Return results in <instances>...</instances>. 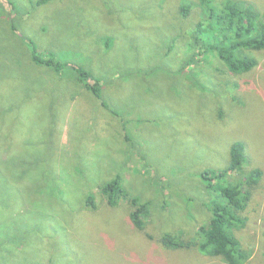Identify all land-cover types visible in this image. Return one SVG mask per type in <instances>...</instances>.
Returning <instances> with one entry per match:
<instances>
[{
    "label": "rangeland",
    "instance_id": "374dc122",
    "mask_svg": "<svg viewBox=\"0 0 264 264\" xmlns=\"http://www.w3.org/2000/svg\"><path fill=\"white\" fill-rule=\"evenodd\" d=\"M186 2L197 22L193 0H0V264H229L170 253L146 232L187 226L191 238L209 222L222 182L203 172L228 164L235 141L262 170L235 232L252 254L244 264H264V49L248 51L246 72L206 59V78L198 57L182 70ZM35 46L89 72L101 96L72 67L35 62ZM119 176L152 203L145 231L127 200L107 204Z\"/></svg>",
    "mask_w": 264,
    "mask_h": 264
},
{
    "label": "trees",
    "instance_id": "16d2710c",
    "mask_svg": "<svg viewBox=\"0 0 264 264\" xmlns=\"http://www.w3.org/2000/svg\"><path fill=\"white\" fill-rule=\"evenodd\" d=\"M48 1L39 0V3ZM193 1H197L202 8V13L196 15L199 19L197 22L188 21L192 14V2L183 3L176 11L177 17L187 24L194 25L192 36L188 34L187 42L179 43L183 49L176 52L173 59L177 62L179 58L184 57L180 68L185 70L194 59L196 61V57L197 62L200 60L196 68L206 78L213 72L212 67H207L206 59L222 68L216 69L219 74L226 69L238 74L255 67L257 59L248 56V51L264 49V8L249 0ZM183 52H187L188 58L182 56ZM46 56L48 58H45ZM33 57L38 64L51 67L58 73L72 67L87 89L92 90L98 97L101 96L98 82L91 83L89 81L91 74L76 63L60 60L54 53L42 52L36 46L33 48ZM103 105L108 106V103ZM125 132L123 128L122 133ZM200 147L202 149L203 144L200 143ZM250 153L246 142L235 141L231 145L228 164L219 168H207L203 172L204 180L216 177L222 182L223 200L214 201L210 207L212 217L207 224L198 229L194 237L188 236L193 235V232L188 230L187 226H179L178 232L166 230L159 235L146 232V236L170 253L186 249L195 250L209 258L220 257L229 264H244L252 254L243 246L241 238L235 231L247 224L248 218L244 213L252 198L253 188L261 181L262 175V170L258 167L248 169ZM103 191L110 206H120L123 203L119 202L120 199L127 200L134 226L139 230H146L145 219L152 204L150 200L142 203L138 198L132 197L122 186L120 176L106 185ZM90 204L94 206L93 201ZM190 217L194 218L191 215ZM21 229L24 231L22 227Z\"/></svg>",
    "mask_w": 264,
    "mask_h": 264
},
{
    "label": "bare ground",
    "instance_id": "6f19581e",
    "mask_svg": "<svg viewBox=\"0 0 264 264\" xmlns=\"http://www.w3.org/2000/svg\"><path fill=\"white\" fill-rule=\"evenodd\" d=\"M261 1V0H260ZM221 8V7H220ZM246 233V232H245Z\"/></svg>",
    "mask_w": 264,
    "mask_h": 264
}]
</instances>
